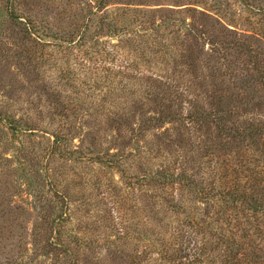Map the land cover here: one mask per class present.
Returning <instances> with one entry per match:
<instances>
[{"label":"rangeland","instance_id":"1","mask_svg":"<svg viewBox=\"0 0 264 264\" xmlns=\"http://www.w3.org/2000/svg\"><path fill=\"white\" fill-rule=\"evenodd\" d=\"M57 1L18 0L20 13L29 17L46 36L43 43L35 44L29 52L24 45H33L30 43L32 41L19 37L8 24L3 9L6 0H0V114L22 120L37 129L33 134L17 133L12 136L11 131L0 123V264H56L57 260L61 264L67 261L69 264H137L136 255L142 252L148 259L144 264H151V260L159 258L156 252L161 246L167 248L171 242L173 246L182 245V248L188 245L186 238L183 237V241L180 239L188 228L196 232V235L188 238L193 239L190 247L194 249L196 245L202 247L204 244L207 258H215L216 261V244L210 237L206 241L207 232H198L190 218H207L206 214L213 212L210 204L198 202L199 195L193 187L173 191L172 187L143 181L141 177L161 169H177L181 165L188 178L197 181V188H202L208 183L210 167L223 164L227 171L225 176L233 177L234 170H240L242 163L239 155H235L236 150L245 149L255 157L260 156L264 142L258 138L234 141L231 138H216L214 128L208 130L202 127V131L196 133L193 129L181 127L179 123H165L141 132V116H157V111L154 112L155 109L160 110L157 104L168 105L167 98L171 97L165 95L167 98L155 102L153 97L143 96L136 71L143 67L149 70L150 67L143 63L161 61V57L146 51L147 56L140 59L136 53L140 40L130 37L131 34L125 29L135 27L137 11H155L153 15L157 23L163 17L162 13L156 11H172L168 15L180 19L179 22L172 21L175 29L179 30L180 23L184 22L195 23L199 30H203L199 25L203 14L211 23L206 26L210 30H203L206 38L220 42L224 34H221L216 22L221 21L240 35V39L246 37L244 34H254L264 43V0H113L111 3L114 4L104 14L107 22L116 17H112L114 13L119 14L120 8H135L132 12L134 16L128 19L117 17L116 25L108 22L105 23L107 28L104 26L94 35L88 33L86 44L82 47L75 43L76 39L75 45L58 46L60 43L57 44L58 40L53 36L63 32L67 39L71 19L81 22L87 16L85 0H73L74 6L66 12L55 4L59 3ZM124 13L126 15L128 12ZM108 26L113 27L110 34ZM118 30H122V33L115 35ZM225 35L227 37L229 33ZM151 37L150 45H153L156 41L153 39H157V36L153 34ZM197 42L203 46L204 54L196 57L195 62L200 66L198 72L193 71L194 67L181 64L176 67L177 78L187 88L186 91L182 90L183 113L191 107L190 101L209 109L204 89L201 88L204 84L202 79L207 85H210L208 80L215 85L223 81V90L240 95L236 79L246 74L242 56L227 51L224 62L217 59L220 47L212 53V47L207 42ZM170 43L173 44V54L167 61H180L178 56L181 53L174 48L181 46L177 39ZM262 58L263 64L260 65L264 68V56ZM216 61L220 63L218 66ZM84 64L89 69L98 66V72L92 74L91 69L83 68ZM250 69L249 66L247 73L254 76ZM151 70H154L153 67ZM170 73L173 74L174 70ZM196 73L200 78L196 77ZM256 88L254 94L258 99L254 97L255 105L231 107L233 120L230 125L239 131L245 128L248 120L264 121V88ZM57 91L59 99L53 98ZM150 94L154 99L155 96H163L158 90L155 95ZM99 106L107 111L121 112L125 120L116 122L108 115L96 114ZM163 108L165 105L161 110ZM61 110L69 116L72 111L76 113L71 116L72 122L58 120L57 114ZM55 134L65 141L60 143L62 146L58 144V153H53ZM149 149L156 155L149 154ZM72 151L77 153L67 154ZM207 151L212 155H208ZM80 152L82 159H77ZM94 152L104 156L108 154L105 159L115 155L121 169L117 170L115 165L114 169L104 168L89 162ZM216 156L217 160H214ZM209 158H212L213 164L207 170L205 162ZM247 168L249 171L254 169L251 164ZM80 182L85 187L74 186ZM174 203H183L177 205L181 207L180 212H186L183 216L174 214ZM60 206L67 207L70 217V223L61 230V238L64 240L68 234H73L91 240V248L81 246L79 256L64 257L45 245L50 236L47 222ZM108 209L114 218L112 223H115L110 229L107 228ZM246 228L249 230L248 236L253 239L252 247L259 245L264 254L263 243L256 241L259 239L257 229ZM201 247H198V251ZM172 251L176 256L185 254L179 245L173 247ZM188 252L192 254V251ZM147 253H151L150 257ZM157 262L160 264V259Z\"/></svg>","mask_w":264,"mask_h":264},{"label":"trees","instance_id":"2","mask_svg":"<svg viewBox=\"0 0 264 264\" xmlns=\"http://www.w3.org/2000/svg\"><path fill=\"white\" fill-rule=\"evenodd\" d=\"M112 1L113 0H85L86 4L84 7L86 9L87 16L83 17L81 22H74L73 18L69 22V17L67 18L71 26L69 28V33L66 35L67 39L64 38L63 32L60 34L57 33V35L53 36V39L58 40L57 44L60 43L58 46H62V44L75 45L76 43L79 44V47H82L86 44L85 37L88 33H92L94 35L96 31H100L104 26L106 27L105 23L108 22L109 24L116 25L118 19L117 17H124L128 19L129 17L134 16L132 15V12L135 8H120L118 9L120 11L119 14L114 13L115 15L113 14L112 17H116L111 18L107 22V18L106 16H104V14L107 13L109 6L114 4L111 3ZM17 2L18 0H6L3 8L5 17L8 21V24L16 30V34H18L19 37L32 41L30 43H32L33 45L29 43L27 45H24V47L26 46V50H29V52H31L34 46L38 45V43L44 42L43 38L46 36L43 35L42 32H40L39 28H36L35 23L32 22L29 17H26L24 16V14L20 13V6ZM57 2L59 3L55 4L60 5L63 12H66L68 9L74 6L73 0H58ZM8 3L10 5H8ZM137 10L140 9L137 8ZM124 12L128 13L125 15ZM137 12L138 14L135 22V27L132 29H125L126 31H129L128 34H131L130 37H135L140 40V43L137 46V55L140 59H144L147 56V51L150 54L158 55L159 57H161V61H145V63H143V65L150 67L149 70L143 67L141 70L136 71V75L139 80L138 85H141L140 89L142 88L141 93L144 97H153V100H155V102L167 98L165 97V95L171 97L170 99L167 98V100H169L168 105L161 102L157 104V108L160 109L154 110V112L157 111L155 112L157 116H152L149 118H142L141 116L139 122V128L141 126V129L139 130L142 132L148 129H154V127H160L165 123H179L181 127L188 130L193 129L196 133L201 132L202 127H205L208 130L210 128H214L216 130V138H231L233 141L236 139L244 140L246 138H249L251 140H254L258 138L259 140H262V142H264V121L260 120L256 122L254 120H248L246 122L247 125L241 131L230 125L233 120L232 108H236L237 106L242 105H252L254 102V97L256 100L258 99L254 94V92H256V90L258 89L256 87L260 86L264 88V72H262V69L264 68L263 65H260L263 61L262 56H264V43L262 42V40H259L257 37H255L254 34H244L246 35V37L240 39V35L235 34V32H232L230 29H228L226 25H223L221 21H218L216 23L218 24V26H220L219 30L221 34L224 35L221 36L222 38H220V42L218 40L217 42H215L212 38L210 39L205 37V33L203 32V30H210L206 28V26L210 25L211 23L208 22L207 19H205V17L207 16L203 14L201 17L203 20L199 24L200 26H202L201 29L203 28V30H199L195 23L185 24L184 22L180 23V28L179 30H177L175 29L176 27L172 21L174 20L176 22H179L180 19H176L174 16L170 17L168 14H170L172 11H156L162 13L163 19L159 23L154 20L153 14L155 11ZM140 14L142 16H140ZM111 29H113V27L108 26V33L109 31L111 33ZM221 29L222 31L224 30V32H222ZM226 32L229 33L227 37L225 35ZM116 33L117 34L115 35H120L122 33V30H118L116 31ZM153 34L157 36V39L154 38L153 40L156 41L153 42V45H150L153 38L151 36ZM109 37L113 36L109 35ZM175 38L177 39V43L179 44V46H181V48L179 49L174 48V50H179L181 53L178 56L180 61L177 60V62L175 61L169 63L167 60H169L171 54H173L171 50L173 44H171L170 41L176 40ZM75 39L77 40V42L74 43ZM198 40H204V42H207V44L212 47V49H210V52L212 53H215L216 50H218V48L220 47L219 53H217L219 54V56H217V59L224 62H226L227 60V51H234L236 54L242 56V58L244 59L243 68L246 67L244 68L246 74L236 79L237 90L239 93H241L240 95L237 92H235L236 95H233L227 90H223V81L215 85L211 84V80H208V83L211 85L210 88V85H207L204 79H202L204 84H202L201 88L203 87L204 89L203 94L205 99H207L208 101L207 106L209 107V109L197 102L190 101V103H187H189L191 107L189 106L186 109L185 113H183L184 106L182 105V100L184 96L182 90L186 91L187 88L182 85V83L180 82V78H177L176 67L181 64L186 67H194L193 71L196 70L198 72L200 66L195 62L196 57L200 58V56L204 55L203 46L201 44H198ZM29 52L28 54L30 55ZM216 64L218 66V64H220L219 61H216ZM222 65L223 64H221V66ZM249 66L251 67L250 70L254 72L255 77L247 73V71L249 72ZM151 67H153L154 70H151ZM83 68L85 70L91 69L92 74L98 72V66L94 67V69H89V67L84 64ZM172 69L174 70L173 74L170 73ZM218 69L219 67H216V70ZM196 77H199L197 73ZM124 78L126 81L127 76H125ZM156 90H158L161 96L163 95L164 97L162 96L161 98H157L155 96L154 99V96L150 93H153L155 95ZM56 95H58L59 97L58 91L53 95V98L59 99ZM57 102L59 104V100H57ZM163 105H165V108L161 110ZM99 107L100 110L97 111L96 114H103L104 116L108 115L109 117H112V119L116 122L125 120L124 115L121 112H112L111 110L107 111V109L103 106ZM74 114L76 113L72 111L70 115L72 116ZM57 115L59 116L58 120H69L70 122H72L71 116H69L68 113H64V111L62 110ZM0 123L6 129L11 131L12 136H15L17 133L33 134L34 131L37 130L33 129L32 125H28L22 120H16L9 115L0 114ZM68 125H70L69 122ZM61 142H65L63 141V137L55 134L53 136L52 144L56 146L53 145V153H56V151L57 153L59 152L58 144L62 146V144H60ZM262 146L263 149L261 150V155H258L256 157L252 153L246 152L245 149H243L242 151L240 149L236 150L235 155H239L238 157L240 158V162L242 163L239 165L240 170H234L233 173L235 174V176L233 177L225 176L224 173L227 171L224 170L223 164L221 165L222 167H217L214 165L210 167V164H213V161L212 158H209V161L207 160L205 162V164L207 165L206 169L208 170V168L210 167V170L208 172L209 177L207 179L208 183H206L207 185L202 188H197V181L192 179L191 177L188 178V176L185 174V171L181 169V165L177 169L175 167L161 169V171H154L150 175H144L141 177L143 181H153L154 183H158L160 186L172 187L173 191H180L184 187H193L194 191H196L199 195L197 199L200 200L197 201L200 203L210 204L213 212L211 214L207 213V218L205 219L201 217L199 220H195L193 219L194 216H191L190 218L194 221V223L192 224L198 232L208 233L209 236H207L206 233L205 240L207 241V239H209L210 237V240L216 244V249L218 251V256L215 261V258H207V252L204 244L202 247L200 245H196L194 249L191 248L190 244L192 243L193 239L189 240L188 238H190V236L192 235H196V232H193L192 228H188L190 232L187 233L188 230L183 231L180 236V239H182L183 237L184 239L186 238L185 241L188 242V245H185L184 248H182V245L178 244L179 248L183 250L185 254H183L182 256H176L172 254L173 247L178 245L176 244L173 246V242H171L167 248L161 246L160 250L156 252L159 255V258L151 260V264H159L157 262L159 259L161 262L160 264H200L202 262H204L205 264H264V254L261 253V247L259 245L252 247L253 239L248 236L249 230L246 228L247 226L250 228L253 227L254 229L256 228V231H258L256 235H258L259 237V239L256 241L257 243L262 242V245H264V239L262 238L264 237V143H262ZM71 153H77V151L68 152L67 154ZM149 154H153V151L151 149H149ZM207 154L210 156L212 155V153H209L208 151ZM79 155H81V152ZM79 155L76 158L82 159V155ZM153 155H156V153ZM70 156H72V158L74 157L73 155ZM108 156V154H105L104 156L101 155L100 152H94V155L91 158L92 160L88 159V161L94 164H98L104 168L114 169L115 165L117 170L121 169V164L118 163L119 161L117 159H115L116 156L112 155L110 159H105ZM217 156L213 159L217 160ZM73 159H75V157ZM249 164L253 165L254 167V169L252 168V171H249V168H247ZM81 179L82 178L80 177L79 180L81 181ZM74 186L85 187L81 182L75 184ZM65 199L66 196L64 200ZM174 204V207L176 209L175 211H173L174 214L178 217L183 216L186 212H180L181 207L177 206L182 205L183 203ZM94 206L95 204L91 207ZM65 207L66 206H60L59 211L56 212V214L47 222V228L50 236L45 242V245L53 251L58 252L59 255L72 258L74 256L81 255V246L90 249L91 240L89 238L88 240H84L78 238L77 236H74L73 234H68V237L64 240L61 238V230L65 227V225L70 223V217L66 210L67 207ZM117 213L118 211H116V214ZM113 220L114 218L111 216V213L108 209V229L112 228L113 224L115 225V223H112ZM213 223H215V227L213 226ZM210 228L212 229V232H210ZM123 229L125 230L126 228L123 227ZM141 240L148 242L150 241L149 239ZM198 247H201L200 251H198ZM257 247L259 248L253 250ZM188 250L192 251V254H190ZM147 254L150 257L151 253ZM146 256L147 255L143 254V252L139 255H136L137 264H144L145 262H147L148 259L146 258ZM69 263L70 262L68 261L64 262V264ZM56 264L61 263L57 260Z\"/></svg>","mask_w":264,"mask_h":264}]
</instances>
